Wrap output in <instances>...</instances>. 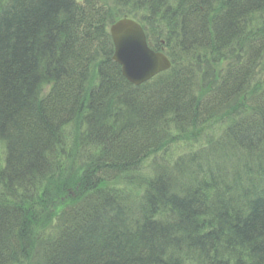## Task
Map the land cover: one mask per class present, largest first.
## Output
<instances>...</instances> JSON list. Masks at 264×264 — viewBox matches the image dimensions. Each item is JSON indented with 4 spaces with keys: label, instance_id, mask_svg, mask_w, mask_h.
<instances>
[{
    "label": "trees",
    "instance_id": "trees-1",
    "mask_svg": "<svg viewBox=\"0 0 264 264\" xmlns=\"http://www.w3.org/2000/svg\"><path fill=\"white\" fill-rule=\"evenodd\" d=\"M0 264H264V0H0Z\"/></svg>",
    "mask_w": 264,
    "mask_h": 264
},
{
    "label": "water",
    "instance_id": "water-1",
    "mask_svg": "<svg viewBox=\"0 0 264 264\" xmlns=\"http://www.w3.org/2000/svg\"><path fill=\"white\" fill-rule=\"evenodd\" d=\"M114 46L112 60L120 67L122 77L132 85H140L154 75L169 69L168 60L146 45L141 27L123 18L110 27Z\"/></svg>",
    "mask_w": 264,
    "mask_h": 264
}]
</instances>
